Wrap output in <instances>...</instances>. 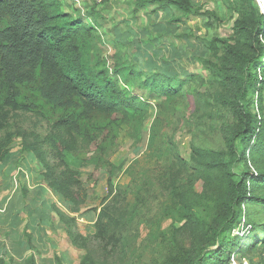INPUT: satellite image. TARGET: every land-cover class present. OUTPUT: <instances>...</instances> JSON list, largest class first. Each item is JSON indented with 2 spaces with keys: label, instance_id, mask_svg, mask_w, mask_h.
I'll return each mask as SVG.
<instances>
[{
  "label": "trees",
  "instance_id": "1",
  "mask_svg": "<svg viewBox=\"0 0 264 264\" xmlns=\"http://www.w3.org/2000/svg\"><path fill=\"white\" fill-rule=\"evenodd\" d=\"M231 1L236 15L232 38L213 37L202 59L204 80L221 90L214 103L230 115L223 147L193 145L187 161L168 141L171 168L166 172L158 167V176L147 179L146 187L133 177L132 190L137 186V191L132 203L128 189L116 185L122 167L110 155L122 126L130 128L131 137L139 135L149 106L112 76L165 99L182 96L192 76L182 79L152 68L143 72L123 43L117 48L126 50L108 70L98 54L103 40L95 9L74 17L62 10L61 0H0V162L20 137L21 152L34 155L45 185L70 205L72 214L84 208L87 196L64 154L87 151L86 163L107 175L94 234L82 235L74 217L54 209L71 245L85 252L78 264H140L134 255L138 226L149 218L155 183L167 192L169 204L150 235L153 250L147 264H227L234 252L250 264L257 255L258 263L264 262V14L253 0ZM136 3L137 8L148 3L178 12L173 23L203 16L201 6L191 0ZM19 114L35 118V127L44 122L47 134L9 132L10 121ZM156 128L150 129V151ZM197 183L200 191L194 188ZM164 220L170 221L167 229H162ZM24 237L30 253L23 264H39L31 235ZM10 261L0 257V264ZM55 262L63 264L57 256Z\"/></svg>",
  "mask_w": 264,
  "mask_h": 264
},
{
  "label": "rangeland",
  "instance_id": "2",
  "mask_svg": "<svg viewBox=\"0 0 264 264\" xmlns=\"http://www.w3.org/2000/svg\"><path fill=\"white\" fill-rule=\"evenodd\" d=\"M61 1L62 7L70 10L74 17L84 15L86 8L99 10L100 15L103 14L101 23L98 25H103V27L97 26V32L103 40L98 54L108 70H111L114 66L115 58L122 53V50L124 52L127 49L129 56L143 72H147L148 69L152 68L160 72L179 75L182 79L185 76H192L193 78L190 81L191 85L188 84L189 86L186 85L184 87L185 91L182 96L165 99L140 90L133 83L125 85L115 76H112L121 88H127L133 94L142 97L149 106V118L143 121L139 127V135L136 137L135 133L131 137L132 131L130 128L122 126L117 135V148L110 155V161L116 167H122L115 182L117 187L123 190L128 189L130 202H134V192L137 191V186L132 190L135 186H131L133 177L137 178L139 186L146 187L144 184H149L148 180H153L155 176H158L156 175L158 167L165 169L166 172L171 168L167 156L170 146L168 141L173 144L174 152L180 154L187 161L193 145L207 148L223 147L224 126L230 121V115L215 105L214 98L217 97L221 90L215 84L204 80L207 76V71L203 67L202 59L205 58L208 43L213 37L232 38L231 25L236 19V15L231 0H191L192 3L201 6L203 16L191 17L183 21L180 20L177 23H173L171 20L174 16H178V12H172L168 8H160L156 4L143 3L142 10L140 11L139 9L138 11V17L136 10L133 11L132 6L124 3L125 8L118 7L116 0L113 2L115 4L114 10L111 6H109V9L105 7L103 5L105 2L94 4L90 0H79L81 4L78 6L75 0ZM136 4L135 0L134 7H137ZM204 12L208 13V15ZM116 18H118V21H116ZM127 20H130V25L123 23V21ZM114 26L119 29L115 30ZM121 43L126 44V49L117 48V44ZM204 102L214 107H208L204 105ZM154 124L158 127L155 131L157 139L150 151L148 149L150 148L149 135L151 126ZM33 125H35V118L29 114H19L18 117L10 121L8 131L15 132L20 130L21 132L23 130L26 132L34 129L40 136L47 134L48 130L44 122L37 123L36 127ZM3 135L4 132L2 133ZM21 144V138L15 137L9 153L4 159H9L8 163L13 168L14 180L21 190V198L18 199L21 206L19 213L26 217L25 213L31 207L30 201L41 197V200L45 198L48 200L47 202H52L50 204L51 210L59 209L70 216L72 214L70 205L59 195L54 192L52 194L49 193L44 189L43 184L40 185L38 183L40 180L45 183L40 175L41 165L33 154L21 152ZM88 157L89 153L87 151L66 152L64 154V162L72 169L78 171L86 189L87 197L84 208L79 213L73 214L81 221L78 222L79 228L77 225L76 227L82 235L94 234V223L101 208L100 203L107 194V175L94 171L93 167L86 163ZM129 166L131 168L126 171ZM241 168H243V165L238 167L239 170ZM252 173L253 171L250 170L249 174L251 175ZM194 188L200 191V183H197ZM152 190H154L153 201L146 210V212H149V218H145V221L138 226L137 251L134 255L139 257L140 264H147L152 256L153 247L150 242L152 236L150 235L155 234L154 231L161 218V213L169 204L166 191L158 190L156 183ZM14 210H16V207ZM77 218H75L76 223ZM11 220L13 218L8 221L10 222ZM169 225V220L162 221V229H167ZM7 226L0 225V229ZM20 228L23 230V225L18 230H16V227L11 229L10 242L15 246L19 243V238L15 233H18ZM5 236L6 234H0V243L3 242L5 244ZM21 237L24 243L23 233ZM141 243L144 244L138 248ZM23 246L25 247V243ZM73 248L80 252L79 255H72L78 264L80 257L85 252L75 247ZM14 252L15 254L13 253L10 257L6 256V260H11L10 264H23L25 258L24 250L19 249ZM230 259H235L238 262L245 260L250 264L247 259L240 260L239 254L235 252L230 254ZM252 259L253 264H264V262L258 263L259 255L252 257ZM54 260L51 264L55 263Z\"/></svg>",
  "mask_w": 264,
  "mask_h": 264
},
{
  "label": "crops",
  "instance_id": "3",
  "mask_svg": "<svg viewBox=\"0 0 264 264\" xmlns=\"http://www.w3.org/2000/svg\"><path fill=\"white\" fill-rule=\"evenodd\" d=\"M75 1L78 2L77 4L78 6H80L81 2L79 0H75ZM114 1L115 0L107 1L103 5L105 7H108V9L109 6H111V8L114 10L115 9V4L113 3ZM116 1L118 7L125 8L126 6L123 5L125 3L129 6H132L133 11L139 9L140 11L142 10L141 7L140 8L134 7L135 0H116ZM62 10L71 14V11L66 10L65 7H62ZM96 11L99 15V19H97V24L100 25L101 20L103 18L102 17L103 14L100 15L101 14L100 11L99 10ZM137 16L139 17V13ZM116 21H118V18H116ZM129 22L130 20L123 21V23L126 25H130ZM98 27L102 28L103 25ZM114 29L118 30L119 28L114 26ZM8 161L9 159L0 162V225L7 226V224H9V226L0 229V234H4V235L6 234L5 244L3 242L0 243V257L5 256L2 258L6 259V256L10 257V255H13V253L15 254L14 251L20 249V250H24L25 252V256H24L25 257L24 260H25L28 257L30 251L27 247L26 241H24L25 247L23 246L24 243L22 242L21 234L23 233V237H24V234L26 233L31 235V243L39 252L38 254L39 264H51L54 260L55 255L62 260L63 264H71V263L77 264V260L75 261L72 255L73 254L79 255L80 252H78L72 247L71 242L65 233L64 224L59 220L57 214L50 209V204L52 202H47L48 200H46L45 198L41 200V197L38 199H34L33 201L26 199L31 202V207L28 208V210L25 213L26 217L19 213L21 206L18 202V199L21 198V190L19 185H17V183L14 180L12 174L13 168L10 167L11 164L8 163ZM41 181L42 180L38 181V183H40V185L43 184L44 189H46L49 193L52 194V191H50L45 185V183ZM15 207L16 210H14ZM70 216L77 218L73 214H71ZM10 218H13V220L9 222L8 220ZM78 222L81 221H79V219L77 218L76 225L79 228ZM21 225H23L24 228L23 230H21L20 228V231L18 233H15L19 238L18 240L19 243L17 244V246H15L10 242L11 233H12L11 229L16 227V230H18L19 227H21ZM53 264H56V262Z\"/></svg>",
  "mask_w": 264,
  "mask_h": 264
},
{
  "label": "built area",
  "instance_id": "4",
  "mask_svg": "<svg viewBox=\"0 0 264 264\" xmlns=\"http://www.w3.org/2000/svg\"><path fill=\"white\" fill-rule=\"evenodd\" d=\"M92 3H96V4H100V3H104L110 0H90ZM254 3L256 4V6L258 7V9L260 10V12L262 14H264V0H253ZM78 3V2H77ZM227 264H248L245 260L242 261H236L235 259H230L229 262Z\"/></svg>",
  "mask_w": 264,
  "mask_h": 264
}]
</instances>
